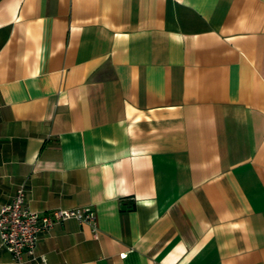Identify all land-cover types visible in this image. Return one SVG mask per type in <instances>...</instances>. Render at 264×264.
<instances>
[{"label": "crops", "instance_id": "obj_1", "mask_svg": "<svg viewBox=\"0 0 264 264\" xmlns=\"http://www.w3.org/2000/svg\"><path fill=\"white\" fill-rule=\"evenodd\" d=\"M20 186L96 214L45 264H264V0H0V207Z\"/></svg>", "mask_w": 264, "mask_h": 264}, {"label": "built area", "instance_id": "obj_2", "mask_svg": "<svg viewBox=\"0 0 264 264\" xmlns=\"http://www.w3.org/2000/svg\"><path fill=\"white\" fill-rule=\"evenodd\" d=\"M68 220L89 226L92 238L98 240L96 214L92 209L86 208L80 215L63 209L40 215L26 205L24 187L20 186L11 202L0 207V245L14 264H45V258L37 254L40 235Z\"/></svg>", "mask_w": 264, "mask_h": 264}]
</instances>
